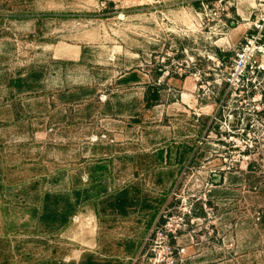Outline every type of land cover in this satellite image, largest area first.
Segmentation results:
<instances>
[{"label":"rangeland","instance_id":"rangeland-1","mask_svg":"<svg viewBox=\"0 0 264 264\" xmlns=\"http://www.w3.org/2000/svg\"><path fill=\"white\" fill-rule=\"evenodd\" d=\"M261 1L0 0V264H264Z\"/></svg>","mask_w":264,"mask_h":264},{"label":"built area","instance_id":"built-area-1","mask_svg":"<svg viewBox=\"0 0 264 264\" xmlns=\"http://www.w3.org/2000/svg\"><path fill=\"white\" fill-rule=\"evenodd\" d=\"M253 27L254 32L245 36L241 48L231 58L227 79L229 89L236 90L245 81H249L248 77L264 75V12L256 13ZM151 232L154 234L153 230ZM183 253L184 249H179L178 254Z\"/></svg>","mask_w":264,"mask_h":264},{"label":"crops","instance_id":"crops-1","mask_svg":"<svg viewBox=\"0 0 264 264\" xmlns=\"http://www.w3.org/2000/svg\"><path fill=\"white\" fill-rule=\"evenodd\" d=\"M262 3L259 4V10L260 11H264V0L261 1ZM256 13H254V17H255ZM235 30H239V35L242 36L243 34H245L246 32L248 33L249 31H247V27L245 25H237L232 31ZM252 33L254 32L253 29H251ZM163 158V157H162Z\"/></svg>","mask_w":264,"mask_h":264}]
</instances>
